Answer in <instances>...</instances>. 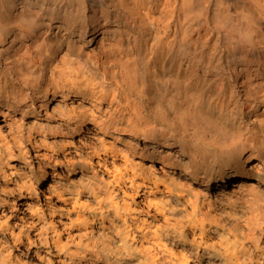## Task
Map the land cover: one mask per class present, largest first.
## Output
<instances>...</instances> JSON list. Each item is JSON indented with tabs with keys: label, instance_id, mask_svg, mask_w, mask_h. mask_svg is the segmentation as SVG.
Returning a JSON list of instances; mask_svg holds the SVG:
<instances>
[{
	"label": "bare ground",
	"instance_id": "bare-ground-1",
	"mask_svg": "<svg viewBox=\"0 0 264 264\" xmlns=\"http://www.w3.org/2000/svg\"><path fill=\"white\" fill-rule=\"evenodd\" d=\"M0 264H264V0H0Z\"/></svg>",
	"mask_w": 264,
	"mask_h": 264
}]
</instances>
